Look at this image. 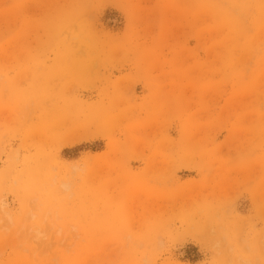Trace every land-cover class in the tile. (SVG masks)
<instances>
[{"label": "rangeland", "instance_id": "374dc122", "mask_svg": "<svg viewBox=\"0 0 264 264\" xmlns=\"http://www.w3.org/2000/svg\"><path fill=\"white\" fill-rule=\"evenodd\" d=\"M0 264H264V0H0Z\"/></svg>", "mask_w": 264, "mask_h": 264}]
</instances>
